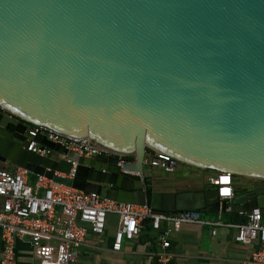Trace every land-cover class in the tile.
I'll list each match as a JSON object with an SVG mask.
<instances>
[{"label":"water","instance_id":"water-1","mask_svg":"<svg viewBox=\"0 0 264 264\" xmlns=\"http://www.w3.org/2000/svg\"><path fill=\"white\" fill-rule=\"evenodd\" d=\"M31 126L113 155L78 157L43 135L66 158L34 154ZM148 150L173 171L236 177L233 197L150 193ZM0 165L155 214L264 215V0H0Z\"/></svg>","mask_w":264,"mask_h":264},{"label":"built area","instance_id":"built-area-1","mask_svg":"<svg viewBox=\"0 0 264 264\" xmlns=\"http://www.w3.org/2000/svg\"><path fill=\"white\" fill-rule=\"evenodd\" d=\"M38 135L45 136L48 141L78 157L113 155L96 144L49 131L41 126H31L27 136L30 142L28 151L43 157H52L54 152L43 148L35 140ZM61 158L66 156L61 155ZM119 159V165L127 162L123 156H119ZM172 162L170 155L148 150L145 167L150 173L156 170L169 172L173 171ZM73 166L75 168L76 163ZM74 168L69 175L56 172L55 176L73 178ZM29 175V171L22 167H15L12 171L0 168V228L3 240L0 264H23L17 259L16 242L25 237L30 239L39 264H77L78 251L88 234L102 236L109 215H117L119 218L113 244L116 252L121 250L124 240L137 238L143 223L150 219L152 227L161 232L162 244L157 253V264L172 263L174 253L169 240L171 232L180 230L185 224L208 226L213 235L220 226L234 229L236 244H258V248L242 264H264V215L260 209L240 211L239 216L246 219L244 223L208 220L199 210L180 211L166 216L153 213L147 206L119 203L96 193H86L59 184L46 176H37L35 183L30 184ZM210 182L219 187L221 197H233L235 182L230 174L214 175ZM163 224L168 227L163 229Z\"/></svg>","mask_w":264,"mask_h":264},{"label":"crops","instance_id":"crops-1","mask_svg":"<svg viewBox=\"0 0 264 264\" xmlns=\"http://www.w3.org/2000/svg\"><path fill=\"white\" fill-rule=\"evenodd\" d=\"M54 159H61V154L55 152ZM1 169L2 166L0 165ZM6 170V169H5ZM14 170L11 168L9 171ZM197 179L198 188L202 185L212 186L210 178L213 174H204ZM160 171H154L153 177ZM37 175L30 173L28 182L34 184ZM150 186L155 191L161 190L157 182L151 181ZM196 189V188H194ZM171 191V190H168ZM239 212L232 210L226 213H208V220L220 219L224 223H237ZM119 218L109 215L105 233L102 236L88 234L85 243L78 251L77 264H157V253L161 249V232L152 227L146 220L141 228L140 235L134 240H124L121 250H113L115 234L118 229ZM166 229L167 224H163ZM162 227V228H163ZM213 235L208 226L185 224L180 230H172L170 243L174 259L171 264H242L248 260L253 251L258 248L257 242L240 245L234 242L235 230L226 226L216 228ZM3 254L2 231L0 228V260ZM16 254L19 262L23 264H39L36 252L29 238L17 240Z\"/></svg>","mask_w":264,"mask_h":264},{"label":"rangeland","instance_id":"rangeland-1","mask_svg":"<svg viewBox=\"0 0 264 264\" xmlns=\"http://www.w3.org/2000/svg\"><path fill=\"white\" fill-rule=\"evenodd\" d=\"M201 173L203 172L193 167L179 165L175 171H160L159 174L161 175H157L154 181L157 182V187L161 190L181 191L185 189H194L198 188L196 182L198 177H201ZM204 174L211 173L204 172Z\"/></svg>","mask_w":264,"mask_h":264},{"label":"trees","instance_id":"trees-1","mask_svg":"<svg viewBox=\"0 0 264 264\" xmlns=\"http://www.w3.org/2000/svg\"><path fill=\"white\" fill-rule=\"evenodd\" d=\"M124 159L126 160V161H134V156H124ZM205 172H210V171H205ZM211 174H213L212 172H210ZM213 175H215V174H213ZM233 180H234V182H236V177H233ZM148 184H150V182H149V180H148ZM153 191V188L151 187L150 188V193ZM204 214H206V213H204ZM239 215V214H238ZM236 222L237 223H244V222H246V219L244 218V217H241V216H238V218H237V220H236ZM166 225V224H165ZM163 229H165L164 227H163Z\"/></svg>","mask_w":264,"mask_h":264},{"label":"bare ground","instance_id":"bare-ground-1","mask_svg":"<svg viewBox=\"0 0 264 264\" xmlns=\"http://www.w3.org/2000/svg\"><path fill=\"white\" fill-rule=\"evenodd\" d=\"M223 192H225V193H226V192H227V190H224Z\"/></svg>","mask_w":264,"mask_h":264},{"label":"flooded vegetation","instance_id":"flooded-vegetation-1","mask_svg":"<svg viewBox=\"0 0 264 264\" xmlns=\"http://www.w3.org/2000/svg\"><path fill=\"white\" fill-rule=\"evenodd\" d=\"M236 181H238V180H236Z\"/></svg>","mask_w":264,"mask_h":264}]
</instances>
